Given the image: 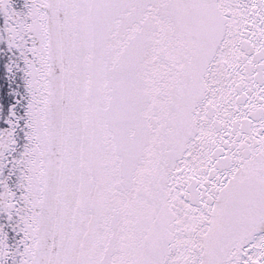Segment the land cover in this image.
Instances as JSON below:
<instances>
[{"label":"snow or ice","instance_id":"snow-or-ice-1","mask_svg":"<svg viewBox=\"0 0 264 264\" xmlns=\"http://www.w3.org/2000/svg\"><path fill=\"white\" fill-rule=\"evenodd\" d=\"M0 264H264V0H0Z\"/></svg>","mask_w":264,"mask_h":264}]
</instances>
